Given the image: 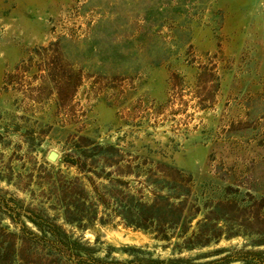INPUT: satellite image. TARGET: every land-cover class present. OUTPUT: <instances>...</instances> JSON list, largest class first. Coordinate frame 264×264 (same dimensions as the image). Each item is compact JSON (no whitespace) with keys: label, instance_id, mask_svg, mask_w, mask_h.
<instances>
[{"label":"rangeland","instance_id":"rangeland-1","mask_svg":"<svg viewBox=\"0 0 264 264\" xmlns=\"http://www.w3.org/2000/svg\"><path fill=\"white\" fill-rule=\"evenodd\" d=\"M120 158L136 187L170 169L194 214L187 235L201 219L219 236L186 247L118 216L100 221L103 203L92 222L65 221L74 177L106 183ZM31 215L89 248L44 235ZM257 238L264 0H0V264H263Z\"/></svg>","mask_w":264,"mask_h":264},{"label":"trees","instance_id":"trees-1","mask_svg":"<svg viewBox=\"0 0 264 264\" xmlns=\"http://www.w3.org/2000/svg\"><path fill=\"white\" fill-rule=\"evenodd\" d=\"M104 148L114 152L119 150L113 145H106ZM110 163L114 168L108 171L106 183L96 182L92 176L85 175L90 180L91 188L89 189L85 187V182L79 180L80 177L75 176L76 185L68 186L62 191V200H65L62 214L65 221H77L78 225L82 226L92 222L98 215V203H103L102 210L106 213V217L100 218V221L111 220L118 216L124 224L156 231L155 236L161 239L169 241L172 236L176 235L182 239L181 243L186 247H191L194 244H205L219 236L218 230L220 228L216 227L215 223L211 224L210 229L209 227L205 229L202 226L206 223L202 224L201 219L197 221L198 228H193L187 235L190 227L188 221L194 214L189 212L187 188L176 182L170 169H162L163 174L156 176L149 173L139 180L140 186L136 187L130 184V179L121 177L132 171L129 160L120 158ZM78 168H82L81 164L78 165ZM147 170L149 171L150 168ZM112 173L118 174L112 176ZM149 183H152V186L148 188L147 194L145 188ZM75 193L78 194V197L73 198ZM87 199L90 201L86 204L85 200ZM29 217L44 235L49 232L62 244H72L74 247L82 249L89 248L78 239L70 238L61 224L51 221L46 227L36 216L31 215ZM29 232L35 233L31 230ZM256 241L264 240L257 238ZM247 252H252L254 257L259 260L262 250L249 249ZM182 260V257H169L166 259V263L182 264L180 262ZM147 261L156 263L165 261V259L147 258ZM103 263L123 264V261L119 259L107 261L95 257V264ZM261 263L264 264V260H261Z\"/></svg>","mask_w":264,"mask_h":264},{"label":"water","instance_id":"water-1","mask_svg":"<svg viewBox=\"0 0 264 264\" xmlns=\"http://www.w3.org/2000/svg\"><path fill=\"white\" fill-rule=\"evenodd\" d=\"M48 157L51 159H55L57 157V152L55 150H50L48 152Z\"/></svg>","mask_w":264,"mask_h":264}]
</instances>
